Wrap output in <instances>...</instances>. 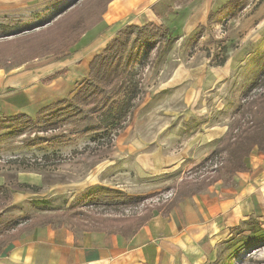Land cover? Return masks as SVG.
I'll return each mask as SVG.
<instances>
[{"label": "rangeland", "instance_id": "obj_1", "mask_svg": "<svg viewBox=\"0 0 264 264\" xmlns=\"http://www.w3.org/2000/svg\"><path fill=\"white\" fill-rule=\"evenodd\" d=\"M96 1H0V41L51 36ZM227 1L156 3L153 11L160 20L186 6V25L178 32L174 29L163 55L157 57L152 50L132 67V77L142 84L143 92L129 125L117 135L112 132L111 146L100 145L101 137L70 131L67 139L73 141L67 142L32 126L0 128V226L7 222L17 226L28 218L61 213L78 204L95 216H147L168 212L184 197L206 192L217 181L230 184L231 179L215 171L220 156L211 155L228 131L238 105L245 101L243 87L263 73L264 0H242L240 9L236 5L208 23L209 13L221 10ZM103 15L100 21L94 16L89 25L82 21L78 40L70 48L59 41L63 51L60 44H52L38 58L32 59L38 53L35 50L23 51L2 59L0 66L12 69L79 49L102 29ZM225 57L226 63L219 65ZM104 138L108 140V135ZM46 155L54 163H44ZM95 191L137 199L118 205L84 203ZM262 206L261 214L253 212L238 224L252 215L264 219V201ZM231 227L213 235L205 264H221L222 242ZM4 237L0 235V247ZM233 264H264V242L244 249Z\"/></svg>", "mask_w": 264, "mask_h": 264}, {"label": "crops", "instance_id": "obj_2", "mask_svg": "<svg viewBox=\"0 0 264 264\" xmlns=\"http://www.w3.org/2000/svg\"><path fill=\"white\" fill-rule=\"evenodd\" d=\"M165 1L113 0L102 29L79 49L12 69L0 66V118L36 117L42 108L70 97L88 77L93 58L127 25L154 21L182 29L186 6L164 20L155 15L156 3ZM249 165L230 184L217 181L206 192L184 197L131 235L50 224L16 233L2 239L0 264H205L213 235L263 211L264 153L255 149Z\"/></svg>", "mask_w": 264, "mask_h": 264}, {"label": "trees", "instance_id": "obj_3", "mask_svg": "<svg viewBox=\"0 0 264 264\" xmlns=\"http://www.w3.org/2000/svg\"><path fill=\"white\" fill-rule=\"evenodd\" d=\"M110 1L97 0L95 4H89L80 17L74 19L67 27L56 33L53 32L51 36H41L32 41L22 38L0 41V61L29 50L38 52L32 57L35 59L52 44H60V49L63 51L59 41L64 48H70L78 40L77 36L83 22L89 25L93 23L95 17L100 21ZM241 4L242 0H228L222 5L221 10L209 13L207 22L210 23L230 13L236 5L240 6L238 8L240 9ZM101 6L102 9H100ZM174 35L170 27L157 25L154 22L125 26L107 47L93 58L89 64L88 77L70 97L42 108L36 117L20 113L0 118V128L11 129L12 125L32 126L46 133L52 132L53 139L57 141H61L64 137L66 139L64 141L67 142L73 141V139H67V131H70L83 136H93L94 139L101 137L100 145L111 146L112 132L113 135H117L129 125L143 92L142 84L132 77V67L152 50H156L157 57L163 55ZM226 60V57L221 59L219 65H224ZM260 65L263 73L251 79L243 87L242 94L246 96L245 101L238 105L228 131L220 139L211 155L212 158L220 156L219 165L215 171L229 180L237 173L249 170V157L255 149L264 153V58ZM257 88L261 89L260 92L252 94ZM7 135H11V132ZM104 135H108V140H105ZM43 158L46 164L54 163L48 155ZM24 186L35 188L30 184H24ZM125 199L115 192L95 191L88 194L83 202L118 205L125 204L126 201L133 202L137 198ZM82 207L78 204L61 213L41 214L28 218L17 226L7 222L0 226V235L6 238L38 225L48 224L55 227L67 225L73 229L111 231L131 235L157 213L114 219L92 215L83 211ZM13 230L15 232L11 233ZM263 242L264 219L252 215L229 229L228 238L222 242L221 264H233L234 257L244 249Z\"/></svg>", "mask_w": 264, "mask_h": 264}]
</instances>
